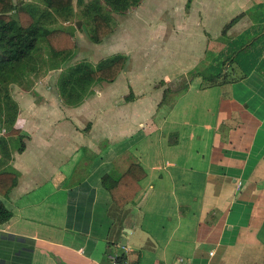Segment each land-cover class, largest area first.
I'll list each match as a JSON object with an SVG mask.
<instances>
[{
  "label": "crops",
  "instance_id": "0c3cea01",
  "mask_svg": "<svg viewBox=\"0 0 264 264\" xmlns=\"http://www.w3.org/2000/svg\"><path fill=\"white\" fill-rule=\"evenodd\" d=\"M14 1L76 43L78 23H93L92 41L93 17H110L114 33L92 41L101 46L135 0H74L70 18L42 0ZM198 1L187 0V15ZM155 4L160 10L162 0ZM204 4L201 13L225 21L205 39L201 60L189 62L181 88L142 95L121 80L141 77L125 76L131 57L118 52L103 61L127 57L114 83L76 78L68 100L62 68L53 91L2 89L0 173L19 180L0 197L12 213L0 225V264H109L113 253L119 264H264V0ZM127 154L146 176L134 202L119 208L103 178L124 173Z\"/></svg>",
  "mask_w": 264,
  "mask_h": 264
},
{
  "label": "rangeland",
  "instance_id": "374dc122",
  "mask_svg": "<svg viewBox=\"0 0 264 264\" xmlns=\"http://www.w3.org/2000/svg\"><path fill=\"white\" fill-rule=\"evenodd\" d=\"M227 1L230 0H199L196 11L187 15L184 10L187 0H172V3L162 0L160 10L155 0H135L125 14L115 15L117 33L101 46L91 41L93 23L84 19L80 27H74L79 41L76 52L57 56L45 39L39 42L38 51L24 66L22 86H42L53 91L62 73L59 68L66 71L83 62L96 67L104 58L123 52L131 57L125 76L136 71L141 78L122 77L121 80L126 81V85L135 83L134 87L142 95L167 85L181 88L188 79L185 75L190 71L189 62L195 58L201 60L206 51L205 39L212 37L217 32L215 26L225 21L223 14L201 13L208 9L204 3L209 2L211 10H217L226 8ZM165 97V100L171 99L169 94Z\"/></svg>",
  "mask_w": 264,
  "mask_h": 264
},
{
  "label": "trees",
  "instance_id": "16d2710c",
  "mask_svg": "<svg viewBox=\"0 0 264 264\" xmlns=\"http://www.w3.org/2000/svg\"><path fill=\"white\" fill-rule=\"evenodd\" d=\"M48 9L55 14L70 18L73 15L74 0H42ZM94 31L92 41L101 44L114 33V23L110 17L94 16ZM227 27L226 30H228ZM45 39L50 50L55 55H70L77 43L71 32L46 27V21L39 18L35 10L14 0H0V93L12 83H22L24 66L32 58L41 40ZM239 52V51H238ZM127 57L119 55L109 59L99 66L83 62L68 68L59 81L60 95L68 100L73 82L76 78L99 83H114L125 68ZM222 74L206 79L217 81ZM168 93V91H166ZM0 111V116H1ZM20 131L13 129L9 135H19ZM128 162L127 170L118 178L107 175L103 178V186L111 194L119 208H124L134 202L141 190V181L146 173L141 164L131 155L125 156ZM19 177L15 173H0V197H7L17 186ZM12 213L0 199V225L9 222ZM122 261V257L120 258ZM119 261V262H120Z\"/></svg>",
  "mask_w": 264,
  "mask_h": 264
},
{
  "label": "built area",
  "instance_id": "2783aa9c",
  "mask_svg": "<svg viewBox=\"0 0 264 264\" xmlns=\"http://www.w3.org/2000/svg\"><path fill=\"white\" fill-rule=\"evenodd\" d=\"M119 249L124 252V253H128V252H132L133 249L129 246H119ZM122 257V255L120 253H113L109 256V264H119L120 258Z\"/></svg>",
  "mask_w": 264,
  "mask_h": 264
},
{
  "label": "water",
  "instance_id": "95a60500",
  "mask_svg": "<svg viewBox=\"0 0 264 264\" xmlns=\"http://www.w3.org/2000/svg\"><path fill=\"white\" fill-rule=\"evenodd\" d=\"M81 25V23H78V27Z\"/></svg>",
  "mask_w": 264,
  "mask_h": 264
}]
</instances>
